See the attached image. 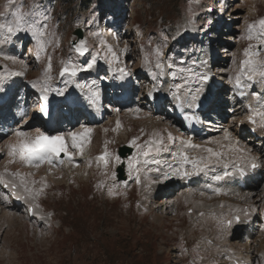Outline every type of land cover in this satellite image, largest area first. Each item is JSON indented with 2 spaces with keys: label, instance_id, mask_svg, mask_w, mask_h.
<instances>
[{
  "label": "rangeland",
  "instance_id": "1",
  "mask_svg": "<svg viewBox=\"0 0 264 264\" xmlns=\"http://www.w3.org/2000/svg\"><path fill=\"white\" fill-rule=\"evenodd\" d=\"M42 1L14 0L6 8L7 0H0V23L11 21V12L22 6V12L31 13L26 19L39 20L37 27L45 33L39 38L42 50L37 37L27 31L0 38V87L11 94L7 115L13 114V110L15 113L18 107H14L22 103V98L33 99V91H27V86L46 87L51 96H56L50 99L57 102L68 84L66 77L57 78L61 64L80 67L77 76L83 87L82 102L83 98L90 99L92 89L102 90L106 99L110 89L122 90L116 86L119 78H125L122 82L125 89H130L131 97L119 105L112 98L107 99L102 105L106 108L104 116L99 115L92 122L76 118L70 126L62 118L52 129L46 128L35 118L36 110L32 106L30 113L12 127L5 125L8 133L0 135V264H234L228 258L236 253L232 248L239 253L234 260L245 257L247 264H264V178L256 177L255 182L254 177L250 178L253 190L247 184L243 189L238 187L237 180L216 184L211 174L222 173L223 165L218 164L198 171V180L192 178L185 185V178L180 180V175H172V169H179L181 164L177 155L179 142L187 139L168 111L173 101L154 109L145 98L157 86L165 92L172 86L183 100L190 99L186 88L178 90L175 85L190 91L200 86L198 93L205 96L215 81L221 80L215 86L218 96L214 104L225 110L210 105V111L216 113L211 112V118L206 117L208 110L202 114L206 124L191 139L202 148L184 150L190 158L198 159L208 155L203 148L211 147L222 151L232 166L239 155L227 147L233 143L235 147L250 150L248 155L256 157L260 169L264 168V128L257 122L256 139L244 133L248 128L246 104L252 107L264 104V81L258 79L257 88H248V96L240 105L233 94L243 50L250 43L254 48L257 45L256 40L244 38L247 25L264 17V0H92L83 13L73 8V0ZM76 29L81 32L77 39L73 34ZM80 40L86 41L92 51L84 60L71 52V44ZM157 50L162 53L159 57ZM259 50L264 53V46ZM93 58L95 64L88 68ZM165 61L173 66L167 69V79L162 76L165 70L156 67L158 62ZM121 68L127 74L118 71ZM204 71L212 74L207 83L200 84L198 79L191 78L193 73ZM154 118L160 122L151 127ZM232 118L237 122L231 123ZM82 127H90L93 132L79 149L72 148L68 140L72 161L64 158L63 162H44L39 167L23 164L18 158L9 163L12 158L8 156L7 145L15 142L14 133L18 129L30 134L40 129L49 135H67L81 131ZM225 128L231 132V141L223 140ZM169 134L173 137L171 141ZM132 139L139 148L131 143ZM155 139L162 140L163 150L143 156L142 151H147L149 146L157 147L151 144ZM121 146L133 149L126 160L117 154ZM101 150L108 154L107 164L96 158ZM132 158L140 162L138 173L128 167ZM143 158L148 166L142 164ZM122 161L124 180L118 181L116 167ZM240 161L244 168L248 167ZM188 164L183 166L187 168ZM5 170L19 172L21 176L10 177ZM188 173L187 176L193 175ZM165 174L168 179H164ZM169 176L173 178L170 180ZM21 178L32 190L31 195L24 192ZM13 183L17 188L12 193ZM168 183L176 185L166 187ZM163 185L166 187L163 191H154L153 188ZM109 189L113 195H109ZM13 198L22 202L14 204ZM28 206L34 215L29 216ZM235 215L245 219L238 222L244 224L234 231ZM247 218L251 221L246 222ZM228 220L229 227L224 222ZM120 251H127L128 258L116 257L111 261L109 255L113 257V253L118 255Z\"/></svg>",
  "mask_w": 264,
  "mask_h": 264
},
{
  "label": "snow or ice",
  "instance_id": "2",
  "mask_svg": "<svg viewBox=\"0 0 264 264\" xmlns=\"http://www.w3.org/2000/svg\"><path fill=\"white\" fill-rule=\"evenodd\" d=\"M14 0H7L6 8L11 7L13 5ZM22 6H16L15 9L11 12L12 20L8 23H0V38H7L8 36L14 35L15 33L23 30L30 32L34 37H37L38 43H41L39 38L44 36V31L42 28H38L37 25L40 23L39 20L33 19H26V17L31 16V13H25L21 11ZM44 19L47 20L48 17L44 16ZM245 39L252 41L256 40L257 45L254 46L250 43L248 47H246L243 50V57L240 61V73L236 76V88L242 89L244 85L241 82V76L246 77L248 80H255L259 79L261 81H264V53H262L259 48L260 46H264V17L253 21L252 23H249L247 25L246 35L244 37ZM43 48V45L41 43V50ZM75 51L79 53L80 55H83L86 51V43L84 40H80L79 43L75 45ZM162 53L157 50V56H161ZM113 56L115 54L113 53ZM6 59H13V57H6ZM111 63V61H109ZM95 64V58L91 62L88 63L87 67L92 68ZM157 68H163L162 63L158 62L156 64ZM168 67H171V65H168ZM80 67L75 64H65V66L61 69V75L68 74L70 76H76L77 72L80 71ZM122 74H127L125 69L121 68L118 69ZM191 72V69L188 70ZM13 75H20L21 73H12ZM191 78L193 79H200V80H207L208 76L200 73H193ZM182 86L177 85V89L179 90ZM47 88H43V92H47ZM199 90L197 89L196 92H191L187 94L190 99H186V102L189 107L195 106V102L198 99L197 93ZM93 97V103H95V100L98 98V92L93 91L92 93ZM243 94L242 92L240 93ZM44 99L47 97L44 96ZM180 96H176V99H180ZM249 107V113L247 119L252 124H257L259 122V127L264 128V104H261L259 107H252L251 105ZM119 121L117 122V127H119ZM92 129L88 127H82L81 131L79 132H69L67 135H49L44 131H41L40 129H36L34 134H30L27 131L23 130H16L15 136L16 140L14 143H9L7 145L8 150V156L12 159L9 160V163L15 162V160L18 158L19 161L23 164L29 165V166H35L39 167L40 164L47 162L49 164L53 163V159L56 157H60L61 154L65 158H67L69 161H72V153L69 151V144L68 140H71V147L72 148H81L82 147V141L87 140ZM157 136L159 134H156ZM168 139L171 141L173 140V137L171 134H169ZM223 140L225 141H231L232 136L231 132L225 128L223 130ZM216 143H219V141H215ZM133 145H135V140L131 142ZM162 143V140L155 139L151 141V144H155L157 147L153 149L151 146L148 147L147 151H142V155L145 157H148L150 152L153 150L155 151H161L163 149L160 148V144ZM211 143V141L209 142ZM181 148L178 151L177 155L180 159L181 166L185 163H190L193 166V169L195 171L203 172L205 169H208L210 166L222 164L225 169L228 168L229 163H232L231 160L225 159V154L222 151H217L211 147L203 148L202 150L206 152L207 156H201L200 158H190L186 151L184 149L186 148H193V149H201L202 146L199 144L192 143L191 137H189L186 140L180 141ZM136 147H140L139 145H135ZM223 147V146H222ZM231 152L236 155L235 158L238 160L244 161L248 166L255 169L260 166V164L257 163V158L253 156H249L248 153L250 150H243L238 147H235L231 143L227 146ZM107 152H105L103 155L97 157L98 160H104L105 163H107L106 156ZM117 160H119V157H116ZM63 162V161H61ZM140 162L137 161L135 158H132L129 160L128 167L130 171L139 172L138 164ZM146 163V161H145ZM7 171V170H6ZM242 171V169H241ZM10 175L13 176H21L19 172L10 173ZM172 175H189L186 171H181V169H172ZM228 172H224L223 175H215L213 177L214 180L220 181L223 180L226 176H228ZM112 179H115V174L113 173ZM164 179H168V175L165 174ZM136 182L140 183L139 175L136 177ZM21 186H23L24 192L28 193L29 195L32 194V190L26 186V182L23 178H21L20 181ZM99 186H103L102 184ZM13 189L17 188V185L13 183L11 185ZM109 195H113V192L111 189H109ZM31 211V209H29ZM238 219V217H237ZM228 224H231V221H228Z\"/></svg>",
  "mask_w": 264,
  "mask_h": 264
},
{
  "label": "bare ground",
  "instance_id": "3",
  "mask_svg": "<svg viewBox=\"0 0 264 264\" xmlns=\"http://www.w3.org/2000/svg\"><path fill=\"white\" fill-rule=\"evenodd\" d=\"M249 2V1H248ZM240 4V3H239ZM232 10H236V8H232ZM17 52H20V50H18ZM221 52H222V50H221ZM21 63V62H20ZM211 62H209V64H210ZM209 64H208V66H209ZM13 65H15V62H13ZM16 66H17V64H16ZM15 66V67H16ZM207 66V67H208ZM15 67L13 68V69H15ZM120 67V66H119ZM165 70H166V67L164 68ZM16 70V69H15ZM220 70V69H219ZM218 70V71H219ZM164 77L167 79V77H166V74H164ZM213 79H214V77H213ZM218 79V78H217ZM214 81V80H213ZM220 81L221 80H217V81H215L216 82V84L214 83V86H219L221 83H220ZM122 87L124 88V87H126L125 86V84H124V82H122ZM204 88V87H203ZM222 88V87H221ZM122 89V88H121ZM261 89V88H260ZM260 89L258 90V91H260ZM221 91V90H220ZM112 93V95H113V98H115V97H119L122 93H124V90H112L111 91ZM127 92V91H126ZM205 92H206V90H205ZM217 96L218 95H215V89L212 87V89H211V91H209L207 94H205V96H204V98L206 99V100H208V102L210 103V105H214L213 106V108L214 107H216V109L217 110H225V109H223V108H221V106H216V104H214V102L217 100ZM220 96V95H219ZM131 97V96H130ZM208 97H210V98H208ZM51 100V102L54 104V103H56V100H53V99H50ZM10 101H11V99H10ZM158 104H154V109H156L157 108V106L158 105H160V103L159 102H157ZM88 107L90 106L89 104H86ZM32 106L33 107H35V110H36V114L38 113V103L37 104H32ZM8 107V106H7ZM9 108V107H8ZM8 108H5L4 106L3 107H1V110H0V119L2 120V121H5V122H3V125H2V129H4L6 126L5 125H7V122L10 120L9 118H8V116H7V112H8ZM212 108V107H211ZM100 109H102V105H101V107H99V111H100ZM109 109V108H108ZM127 110V109H126ZM115 111V110H114ZM140 111V110H139ZM210 113H207V118H211L212 117V114H211V112H213V113H216V112H214L213 110H208ZM228 111V110H227ZM127 112H128V110H127ZM126 113V112H125ZM129 113H130V111H129ZM139 113H141V112H139ZM122 114V113H121ZM143 115H144V112L142 113ZM128 115V114H127ZM136 115V114H135ZM147 115V114H146ZM134 116V115H133ZM215 116V115H214ZM115 117V116H114ZM120 117V116H119ZM118 117V118H119ZM132 117V116H131ZM97 118H99V115H98V117ZM133 118V117H132ZM160 118V117H159ZM119 119H121V117L119 118ZM233 120H232V122L231 123H234V122H237L234 118H232ZM84 120L85 121H87V122H90L89 120H87V119H85L84 118ZM96 120V119H95ZM95 120H93V121H95ZM117 121H119L118 119H117ZM92 122V121H91ZM120 122V121H119ZM150 122V121H149ZM160 122V119H156V118H154V120H151V127L152 126H154L155 124H157V123H159ZM170 123V122H169ZM168 123V125L170 126V124ZM206 124V122H204V121H202V122H200V129H203V127H204V125ZM44 125V124H43ZM21 126V125H20ZM19 126V127H20ZM35 126V125H34ZM174 126V125H173ZM176 126V125H175ZM235 126V125H234ZM155 127V126H154ZM248 127H249V125H248ZM39 128V127H38ZM41 128V127H40ZM90 128V127H89ZM168 128V127H167ZM233 128V127H232ZM42 129V128H41ZM118 129V128H117ZM116 129V130H117ZM178 129V128H177ZM256 129V128H255ZM33 131H35V130H33ZM98 131V130H97ZM180 131V130H179ZM64 132V131H63ZM93 132V131H92ZM259 132H262V131H259ZM199 133V132H198ZM263 133V132H262ZM179 134L181 135V136H183V135H186L187 137V139L189 138V137H191V139L192 138H194V135H196L195 133H183V135L179 132ZM63 135V134H62ZM237 135V134H236ZM256 135H258V132H256ZM263 135V134H262ZM94 137V136H93ZM237 138V137H236ZM14 139V138H13ZM195 139V138H194ZM180 141V140H179ZM193 141V140H192ZM249 141V140H248ZM258 141V140H257ZM180 143V142H179ZM233 144V143H232ZM263 144V143H262ZM200 145V144H199ZM225 145V144H224ZM86 147V146H85ZM246 147V146H245ZM247 149V148H246ZM254 150V149H253ZM81 151H82V149H81ZM197 151V150H196ZM198 151H199V149H198ZM258 152V151H257ZM206 155V154H205ZM263 155V154H262ZM207 156V155H206ZM258 156V155H257ZM229 157V156H228ZM165 158H162V160H164ZM227 159V158H226ZM239 161V160H238ZM237 161V162H238ZM241 163H242V161H240ZM258 162V161H257ZM245 163V162H244ZM17 165V164H16ZM44 165V164H43ZM20 167V166H19ZM248 167H246L245 169H247ZM42 170V169H41ZM49 170V169H48ZM86 170V169H85ZM4 171V170H3ZM44 171V170H43ZM43 171H40V172H43ZM230 171H231V168H230ZM23 172V171H22ZM254 175V176H253ZM11 177V176H10ZM254 177V178H253ZM256 177L259 179V177L260 178H264V168H261L260 169V171L259 172H254L253 174H249L245 179H244V185H248L247 187H250L252 190H253V188H252V186L254 187V184L252 183V184H249V183H251L250 181H257V180H255L256 179ZM250 178H253L252 180L250 179ZM12 179V178H11ZM247 179V180H246ZM250 179V180H249ZM227 180H232V181H235V180H237L238 181V177H237V175L236 176H234L233 178H225V179H223V183H221L220 185H224L226 182H227ZM258 183V182H257ZM172 184H174V183H172ZM171 183H168V184H166L165 186L166 187H168V185H172ZM174 185H176V184H174ZM164 185L163 186H160V187H158V188H153L154 189V191L156 192H161V191H163L166 187H165ZM165 187V188H164ZM231 187H232V185H231ZM183 191V190H182ZM248 191V190H247ZM153 192V191H152ZM151 192V193H152ZM233 192V191H232ZM236 192V191H235ZM256 192V191H255ZM190 193V192H189ZM194 193V192H193ZM228 193V192H227ZM237 193V192H236ZM248 193V192H247ZM188 194V193H187ZM200 194H202V193H200ZM253 194V193H252ZM203 195V194H202ZM246 195V194H245ZM257 195V194H256ZM191 196V195H190ZM249 196V195H248ZM198 197V196H197ZM260 197V196H259ZM262 197V196H261ZM222 198V197H221ZM188 199V198H187ZM194 199V198H193ZM239 199V198H238ZM195 200V199H194ZM219 200V199H218ZM229 200V199H228ZM237 200V199H236ZM24 201V200H23ZM253 201V200H252ZM22 202V200H20V203ZM225 202V201H224ZM213 203V202H212ZM250 203V202H249ZM196 204V203H195ZM215 204V203H214ZM245 204V203H244ZM26 205V204H25ZM157 205H159L160 206V204H157ZM173 205V204H172ZM219 205V204H218ZM248 206V205H247ZM28 207H30V206H28ZM191 207V206H190ZM210 207V206H209ZM249 207V206H248ZM32 208V207H31ZM207 208H208V206H207ZM217 208V207H216ZM219 208V207H218ZM256 208V207H255ZM203 209V208H202ZM241 209V208H240ZM247 210H249V209H247ZM206 211V210H205ZM35 212H37V211H35ZM221 212V211H220ZM255 212V211H254ZM33 213V215H34V212H33V210H31V214ZM222 213V212H221ZM234 213V212H233ZM256 213V212H255ZM39 214V213H38ZM42 214V213H41ZM11 215V214H10ZM225 215V214H224ZM249 215H250V213H249ZM39 216V215H38ZM4 217H5V215H4ZM3 217V218H4ZM12 217H14V216H12ZM198 217V216H197ZM194 218V217H193ZM5 219V218H4ZM7 219V218H6ZM5 219V220H6ZM199 219V218H198ZM245 219V218H244ZM244 219H242V220H240V221H242V222H244L243 220ZM237 223L236 224V226H235V228H234V231L235 230H237V229H240L241 228V225L242 224H244V223ZM17 224V223H16ZM214 225V224H213ZM21 226V225H20ZM15 228H16V226H15ZM263 236V235H262ZM263 240V239H262ZM260 242V241H259ZM257 243V242H256ZM258 244V243H257ZM249 247V246H248ZM258 247H260V246H258ZM238 249V248H237ZM232 250H233V252H236L235 254H233L232 256H230V255H228V257L229 258H233V259H235L234 257L236 256V255H238L239 253L237 252V251H235L233 248H232ZM239 250V249H238ZM220 251V250H219ZM239 252H240V250H239ZM264 253V252H263ZM8 255V254H7ZM241 256V255H240ZM242 257V256H241ZM237 261L238 262H240V264H246V258L245 257H242L241 259H237Z\"/></svg>",
  "mask_w": 264,
  "mask_h": 264
},
{
  "label": "trees",
  "instance_id": "4",
  "mask_svg": "<svg viewBox=\"0 0 264 264\" xmlns=\"http://www.w3.org/2000/svg\"><path fill=\"white\" fill-rule=\"evenodd\" d=\"M38 2H43L42 0H37ZM93 1L92 0H73V8L78 10V12H87L90 4L92 3ZM121 252V251H120ZM118 252V255H116L117 253H113V257L111 255H109V258L111 259V261L115 260L116 257H118L117 259H123V258H128L127 256L129 255V253L124 252V253H120ZM124 256L123 258H120ZM109 262V260H108ZM111 263V262H109ZM113 264V262L111 263Z\"/></svg>",
  "mask_w": 264,
  "mask_h": 264
},
{
  "label": "water",
  "instance_id": "5",
  "mask_svg": "<svg viewBox=\"0 0 264 264\" xmlns=\"http://www.w3.org/2000/svg\"><path fill=\"white\" fill-rule=\"evenodd\" d=\"M74 34H76L79 37L80 36V31L79 30H75ZM126 152L130 153L131 149L128 148V147H120L119 151H118V154H119L120 157L123 158L125 156ZM116 172H117L116 176H117L118 179H124V176H123V163H121V165L117 167Z\"/></svg>",
  "mask_w": 264,
  "mask_h": 264
}]
</instances>
